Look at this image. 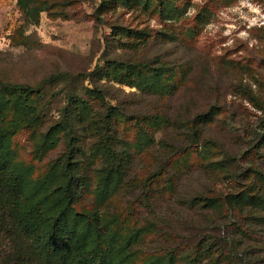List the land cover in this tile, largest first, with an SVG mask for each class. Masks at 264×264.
I'll return each instance as SVG.
<instances>
[{"label":"rangeland","instance_id":"374dc122","mask_svg":"<svg viewBox=\"0 0 264 264\" xmlns=\"http://www.w3.org/2000/svg\"><path fill=\"white\" fill-rule=\"evenodd\" d=\"M0 82L40 99L44 115L10 143L31 182L59 183L66 136L43 137L63 109L81 114L73 206L108 220L125 264H264V206L223 199L258 184L252 168L264 173V0H0ZM3 97L0 123L21 120L0 87ZM212 108L211 121L192 123ZM106 139L110 157L94 151ZM113 158L122 169L101 198ZM200 197L218 201L210 209Z\"/></svg>","mask_w":264,"mask_h":264},{"label":"trees","instance_id":"16d2710c","mask_svg":"<svg viewBox=\"0 0 264 264\" xmlns=\"http://www.w3.org/2000/svg\"><path fill=\"white\" fill-rule=\"evenodd\" d=\"M105 3L99 5L100 11ZM43 9L45 6L42 5ZM42 10L39 9L38 12ZM31 12L32 9L27 10L29 15ZM120 31L130 34L129 29L120 28ZM120 64L130 68H149L146 63L140 62ZM150 69L154 71V76L157 77L154 81L160 87L157 80L161 79V71ZM96 72L102 77L108 74V69L106 72L97 67L93 73ZM52 80L47 79L49 82ZM0 87L14 96V107L18 110L16 114L21 118L0 123V264H125L126 260L120 250L116 249L117 254L112 249L114 236L108 220L95 212H79L73 206L77 187L81 182L75 168L78 148L73 129L74 120H82L81 114L66 107L68 109L61 111L59 118L47 128L43 137L46 142L53 144V136L58 131L64 132L66 136L67 149L60 158L59 183L53 176L31 182L32 167L13 162L10 143L22 126V121L32 123L44 115L40 109V99L35 88L26 84L0 82ZM78 102L83 104L79 98ZM8 103L7 98H0V117ZM214 113L212 108L208 113L197 114L192 123L203 125L212 120ZM113 116L114 112L108 109L101 133L105 134L107 128L111 127ZM197 128H193L191 135L197 132ZM112 145L110 139L98 141L94 151L97 154L107 151L110 157L113 153ZM120 168V163L113 158L105 174L101 176L99 197L103 198L108 193L107 184L114 174L120 172ZM251 172L258 184L251 182L236 194L225 195V203L264 206V197L256 190L259 183L264 186V173L257 168H252ZM200 198V205L210 209H214L215 202L218 201L215 197ZM115 256L119 261H115ZM196 259L197 256L189 257L186 264H192Z\"/></svg>","mask_w":264,"mask_h":264}]
</instances>
